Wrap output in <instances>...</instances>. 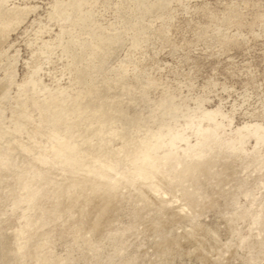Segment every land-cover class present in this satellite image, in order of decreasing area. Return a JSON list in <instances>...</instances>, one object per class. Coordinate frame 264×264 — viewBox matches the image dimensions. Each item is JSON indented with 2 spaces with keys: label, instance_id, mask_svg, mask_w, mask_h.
I'll return each mask as SVG.
<instances>
[{
  "label": "rangeland",
  "instance_id": "obj_1",
  "mask_svg": "<svg viewBox=\"0 0 264 264\" xmlns=\"http://www.w3.org/2000/svg\"><path fill=\"white\" fill-rule=\"evenodd\" d=\"M56 1L5 5L24 16L0 34V264H264V142L249 136L242 144L237 133L264 126V0H173L152 11L131 0H91L85 8L94 11L95 33L124 38L94 60L97 71L78 73L101 87L81 101L89 108H76L84 118L48 122L42 89L66 94L71 107L88 86L69 57L82 49L72 42L64 52L57 37L65 29L89 38L90 28L51 17ZM141 13L143 37L127 24ZM131 26L143 38L138 47ZM37 66L36 87L30 77ZM172 98L185 109L226 114L209 165L188 170L193 159L182 148L204 139L186 119L162 118L172 109L160 104ZM27 120L33 130L21 126ZM165 124L185 133L169 134ZM160 130L187 142L178 141L179 149L161 143L144 160L139 139ZM258 155L262 161L245 164Z\"/></svg>",
  "mask_w": 264,
  "mask_h": 264
},
{
  "label": "bare ground",
  "instance_id": "obj_2",
  "mask_svg": "<svg viewBox=\"0 0 264 264\" xmlns=\"http://www.w3.org/2000/svg\"><path fill=\"white\" fill-rule=\"evenodd\" d=\"M97 1L98 0H94V2H97ZM131 1L134 2L139 9H142L144 11H152V9H154V8H158V9L166 8L173 0H156V1L131 0ZM7 3H8V0H0V34H1V37H3L5 34H7V32L10 31L11 27H13L17 23H19L23 19V16H24V9H22V8L21 9L20 8H12V9L7 8V9H5V5ZM88 3H91V0H57L56 4L53 6V12L51 13V17L56 18L59 21L65 22V23L69 21L71 23L72 27H75V26H77V27L79 26V28L81 27V31H83V30L85 31L86 28H90L88 31H86L89 38L81 39L78 36L74 35L75 32L73 33L72 30L66 31L65 29H63L61 31V33L59 34V37H57V39L59 40V44L57 45V47H59V46H61L60 48L63 47L64 52H66L70 49V44L72 42H74V43L77 42L78 45L80 46V48L82 49V51L80 53H73V54L71 53L72 55L69 57H71L73 60H75V64L74 63L73 64L75 65V74H77L79 84L84 83V84H87L88 86L86 89H79L78 90L77 98L75 101H73L71 107L68 104V97L69 96L67 97L66 94L63 95L64 93H67L65 89L60 91L63 96L60 95V97L62 96V98L59 99L58 96H56V94L52 93L53 91L51 92L48 90L47 86L45 88H44V86H42L44 88L42 90H43L44 95H45V98H44L45 103H43L39 106H40V111L43 115V118L48 120V122H58V121H61L62 119H65V120L74 119L72 117H73V115H76V108L78 109L79 108L78 106L83 104V103H81V101L83 99H85V98L90 99L91 97L95 98L94 96H97L98 94H100V92H101L100 88L101 87L98 85V83L91 82L88 84V81L83 82V78L79 74H80V72L83 73L85 71V67L94 69L96 67V64H94L95 63L94 60L96 58H98L99 55H101L103 57L106 56L108 54V51L112 48L113 44L117 43L118 41L123 40V38H124V37H122V34H116L115 35L116 39L113 35H110V34L107 37L104 35L96 34L95 30L92 28V24L94 23V18H93L94 11H93V9L85 8V6L88 5ZM143 17L144 16L141 13V17L138 18V22H134L135 20H132L129 23H127V24H130V23L133 24L134 27L139 26V34H141L142 37H143V35H145L147 33V29H148L147 26H145L143 24L144 23ZM100 24L101 23H99L98 26H100ZM133 26H131L129 28V30H133L132 45L134 47H138L141 45V40L143 38L141 39L140 35L134 30L135 28L133 29ZM65 27L66 26L64 25V28ZM69 28H71V27H69ZM116 30L119 31L120 29H116ZM76 32L79 33V31H76ZM65 34L66 35L69 34L70 38H71L70 40H68L66 42L63 41V40H65L63 38L64 37L63 35H65ZM80 34L82 35V33H80ZM92 40H95L96 42H92ZM145 41H147V39H145ZM45 46L48 48L49 44L45 43ZM73 46L75 47V45H73ZM52 48H54V45H53V47L51 46V49ZM88 48L91 49L90 52L88 51ZM50 51L52 52V50H50ZM73 51L75 52V50H73ZM44 52H46V51H44ZM77 52H79V51H77ZM48 53H49V51H48ZM84 53H87L88 57L90 56L89 59L85 58ZM128 59H130V58H128ZM85 61H89V63H86L85 65H83V67H81L80 64H83V62H85ZM127 62H129V60ZM127 62H123V63H126V66H127ZM121 67L123 69V73L127 72V70H128L127 67H124V66H121ZM40 68L41 67H38V66L35 67L32 74H31V77H30L31 80L29 79L30 83L36 87L39 84V81L41 80V79L38 80L36 78V75L38 74V71ZM95 70H96V68H95ZM92 74L89 73L88 75H90L92 78ZM85 77L87 78V76H85ZM116 79H112V80L115 81ZM27 84H28V82H27ZM149 84H151V83H149ZM30 87H31V85H30ZM26 88H28V87H26ZM38 88H39V86H38ZM23 90H24V87H22L19 92H23ZM38 91H39V89H38ZM22 94H20V96H19L20 98L23 97V95H26V94H23V95ZM99 98H101V97H99ZM109 99H110V97H109ZM27 100H29V99H27ZM35 101H37V100H35ZM27 103H26L25 98H24V100H20V102L18 104L20 105L22 110H24V108L27 107ZM40 103H42V102H40ZM117 104H118V102H117ZM167 104H168V109H172L171 114H167L169 112L168 111L165 114L169 115V118H167L166 116H162L163 119H175V121L177 123L179 122V119H186L187 120L186 125L189 128H191L194 133H197L199 138L204 139V142L199 140L198 143L195 145H192L188 142V147L182 148L183 152L186 155H188V157L193 159L191 164H187L188 170L192 171L193 169L197 168L196 165H200V164L209 165V163H210L209 156H211V153L214 149L212 142L216 141V139L219 137V132H218L219 128H222V126L223 127L225 126L223 120L222 119L220 120L219 117L224 118V117H226V114L223 113L221 109H216V110L207 112L205 109L201 108L200 106L197 107L196 110L195 109L192 110L191 108L185 109V108H182V106L180 104L175 103V101H173V98H172L171 104L166 99L165 101L161 102L160 106H165V105L167 106ZM201 104H203V103H201ZM19 105L16 107L19 108ZM83 105L88 107V108L90 107L89 106L90 104L89 105L83 104ZM3 107H5V106H3ZM117 107H119V106H117ZM15 110H17V109H15ZM197 110L198 111L200 110L201 113H197ZM78 112H84V110L79 109ZM152 117L156 118L157 115H152ZM75 118L83 119L84 117H81L80 115H76ZM32 122L33 121L27 120L26 122H22L21 126H24V127H27V128H30L31 130H33L34 128L30 127L31 125H33ZM171 125L165 124V127L169 131V134H172L175 130H178L176 128H172ZM175 126H173V127H175ZM149 131L152 132V129H149ZM184 133L185 132L181 133L178 130L176 132V135L184 134ZM237 133L240 137L239 140L242 142V144L245 142V139H247V137L249 138V136H255L257 138V145H259L261 142H264V126L260 123L247 124L244 127L237 129ZM168 136L169 135L166 133V131L160 130L158 136L154 135V136H150V137L140 138L139 142L142 146L139 147V150H141V151H138V152L140 154H142L141 156H143L144 160H148L151 158V153L149 152V150H151V148L157 147L158 145H160L162 143L165 146L166 145H172L175 149H177V148L179 149L180 145L178 146V141H182V140L186 141V139H188L185 136L184 137L172 136L170 139H167ZM165 139H167V140H165ZM143 145H145V146H143ZM228 145H226V146L228 147ZM148 148H150V149H148ZM244 150L245 149L243 148V146H240L239 148H235V150L231 151L227 157L231 158L233 155H237L238 152H240V151L242 152ZM122 151H124V149L119 150V153ZM262 160L263 159L258 155L257 157H255L253 159L247 160L245 162V164L250 163L252 166H254L256 163H259ZM189 171H187V172H189ZM152 186H153L152 190L156 194L164 196V197H166L168 195V193L166 191H163L157 185H152ZM165 202L166 203H173V201L168 200V199H165ZM181 212L187 213V209L185 207H181ZM231 219L235 220V216L231 217Z\"/></svg>",
  "mask_w": 264,
  "mask_h": 264
}]
</instances>
